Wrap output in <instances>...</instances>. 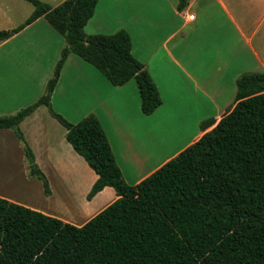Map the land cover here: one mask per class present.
Listing matches in <instances>:
<instances>
[{
  "label": "crops",
  "instance_id": "1",
  "mask_svg": "<svg viewBox=\"0 0 264 264\" xmlns=\"http://www.w3.org/2000/svg\"><path fill=\"white\" fill-rule=\"evenodd\" d=\"M178 6L179 0H97L84 27L91 36H128L132 56L144 66L162 99L154 113L141 112L131 77L112 82L88 60L91 51L86 48L70 51L51 97L52 109L71 124L89 115L97 118L131 186L231 111L241 75L264 73V0H187L181 11ZM64 44L44 18L0 43V116L17 113L44 93ZM176 123L196 128L183 143L176 142L182 135ZM20 130L48 180L50 194L46 196L41 183L29 176L14 132L1 129L0 198L77 227L117 200L112 187L87 199L98 176L45 107L22 121ZM31 196L37 202L30 201Z\"/></svg>",
  "mask_w": 264,
  "mask_h": 264
},
{
  "label": "trees",
  "instance_id": "2",
  "mask_svg": "<svg viewBox=\"0 0 264 264\" xmlns=\"http://www.w3.org/2000/svg\"><path fill=\"white\" fill-rule=\"evenodd\" d=\"M33 12L0 43L39 18L65 41L44 93L31 105L0 116L22 145L30 177L50 194L20 124L43 106L66 130V140L98 176L87 199L112 187L117 200L81 227L0 198V264H264V73L241 75L237 102L198 140L135 186L128 185L94 115L76 124L51 106V97L73 48L112 82L128 75L140 109L162 104L156 85L130 51L128 36H91L84 27L97 0H64L56 7L24 0ZM187 0H179V10ZM94 52V54L92 53Z\"/></svg>",
  "mask_w": 264,
  "mask_h": 264
},
{
  "label": "rangeland",
  "instance_id": "3",
  "mask_svg": "<svg viewBox=\"0 0 264 264\" xmlns=\"http://www.w3.org/2000/svg\"><path fill=\"white\" fill-rule=\"evenodd\" d=\"M40 1L50 5L51 7H55L61 4L63 0H40ZM33 9H34L33 6L30 3L25 2L24 0H0V30H10V28H14L20 24H23L25 20L31 15ZM174 127L176 132L179 130H181L182 132L181 137H179L178 135L176 137L177 143L185 142L190 136V134H192L193 131L196 129L193 124H189V123L181 124V125L176 123ZM21 174H22L21 172L19 171L17 172V175H21ZM11 191H16V190L11 189ZM36 196H38L37 189H36ZM28 199L30 201L34 200L35 202H37L36 199L32 198V196L28 197Z\"/></svg>",
  "mask_w": 264,
  "mask_h": 264
},
{
  "label": "built area",
  "instance_id": "4",
  "mask_svg": "<svg viewBox=\"0 0 264 264\" xmlns=\"http://www.w3.org/2000/svg\"><path fill=\"white\" fill-rule=\"evenodd\" d=\"M190 19L192 18V16L189 17Z\"/></svg>",
  "mask_w": 264,
  "mask_h": 264
}]
</instances>
